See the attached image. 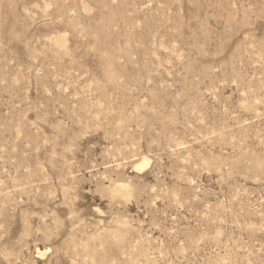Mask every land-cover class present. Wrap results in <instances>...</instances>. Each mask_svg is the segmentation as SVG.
<instances>
[{
	"label": "rangeland",
	"instance_id": "rangeland-1",
	"mask_svg": "<svg viewBox=\"0 0 264 264\" xmlns=\"http://www.w3.org/2000/svg\"><path fill=\"white\" fill-rule=\"evenodd\" d=\"M0 264H264V0H0Z\"/></svg>",
	"mask_w": 264,
	"mask_h": 264
},
{
	"label": "bare ground",
	"instance_id": "bare-ground-1",
	"mask_svg": "<svg viewBox=\"0 0 264 264\" xmlns=\"http://www.w3.org/2000/svg\"><path fill=\"white\" fill-rule=\"evenodd\" d=\"M146 164H147V162H146L145 160H142L141 163H139V164L136 166V168H137V169H140V168L144 167ZM125 190H126V189H125Z\"/></svg>",
	"mask_w": 264,
	"mask_h": 264
}]
</instances>
